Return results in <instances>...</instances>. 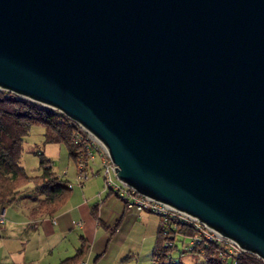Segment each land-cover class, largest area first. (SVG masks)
<instances>
[{
	"label": "water",
	"instance_id": "95a60500",
	"mask_svg": "<svg viewBox=\"0 0 264 264\" xmlns=\"http://www.w3.org/2000/svg\"><path fill=\"white\" fill-rule=\"evenodd\" d=\"M0 89L264 260V0H0Z\"/></svg>",
	"mask_w": 264,
	"mask_h": 264
},
{
	"label": "crops",
	"instance_id": "0c3cea01",
	"mask_svg": "<svg viewBox=\"0 0 264 264\" xmlns=\"http://www.w3.org/2000/svg\"><path fill=\"white\" fill-rule=\"evenodd\" d=\"M104 192L101 199L99 181H88L52 216L32 217L34 204L26 200L0 208L6 216L0 226V264H59L84 244L88 251L81 262L136 264L133 258L143 256L149 241L156 245L159 220L149 212L129 213L122 199Z\"/></svg>",
	"mask_w": 264,
	"mask_h": 264
},
{
	"label": "trees",
	"instance_id": "16d2710c",
	"mask_svg": "<svg viewBox=\"0 0 264 264\" xmlns=\"http://www.w3.org/2000/svg\"><path fill=\"white\" fill-rule=\"evenodd\" d=\"M41 124L45 127L46 143H64L74 159L80 152V145L74 142V136L83 133L78 125L60 111L41 103L21 97L11 91L0 89V208L16 201L26 200L34 205L30 207L32 217L52 216L68 200L73 188L68 179L59 176L51 165V159L41 155V174L31 176L20 163L24 152V142L32 126ZM83 147V146H82ZM34 182V193L27 191V185ZM159 226L158 238L153 250L157 264H185L175 260L171 251L177 248L166 246L167 237ZM184 236L194 235V229L179 227ZM204 259L197 264H264L257 255L242 253L230 259L220 257L221 245L218 243L202 244ZM88 247L84 244L77 252L62 260L59 264H80ZM154 262V263H155Z\"/></svg>",
	"mask_w": 264,
	"mask_h": 264
},
{
	"label": "built area",
	"instance_id": "2783aa9c",
	"mask_svg": "<svg viewBox=\"0 0 264 264\" xmlns=\"http://www.w3.org/2000/svg\"><path fill=\"white\" fill-rule=\"evenodd\" d=\"M74 123L78 125L80 131L83 133L82 136L76 135L73 139L76 144L81 146L76 161L78 165V180L82 186H84L85 181L90 176L92 163L96 161L97 155H99L101 166L93 174H100V172H103L109 191L116 194L124 201L129 213L137 216L141 215L143 212L157 215L159 217V224L163 229L162 233L167 237L166 246L171 247L174 245L177 239L176 235L179 233L178 228L185 226L193 228L195 232L194 235L190 236L192 240L186 250L193 255L201 257V259H204V249L201 248V245H209L210 243H218L221 245L220 257L227 260L242 253H251L242 248L236 240L222 235L219 231L202 222L199 218L179 210L171 204L143 195L120 179L115 181L113 175L117 176L115 169L117 166L111 158L108 147L82 124L76 121H74ZM69 186L71 188L74 187L71 183ZM5 222V210H1L0 226L4 225ZM201 259L199 261H201ZM80 264L87 263L83 261ZM154 264L157 263L155 262Z\"/></svg>",
	"mask_w": 264,
	"mask_h": 264
},
{
	"label": "rangeland",
	"instance_id": "374dc122",
	"mask_svg": "<svg viewBox=\"0 0 264 264\" xmlns=\"http://www.w3.org/2000/svg\"><path fill=\"white\" fill-rule=\"evenodd\" d=\"M45 127L41 124H35L32 126L30 134L26 137L24 142V152L21 157V165L26 168L27 172L31 176H39L41 174V155L44 153L45 156L51 159V165L53 170L65 179H68L71 184L74 186V193L82 191L84 186H82L78 180V165L77 161L69 153V150L64 143H46L44 137ZM101 166L100 156L97 155L96 161L92 163L90 169V176L85 181V184L88 181L94 179L99 181L101 189L103 191V196L101 199H104V191H109V188L106 185V179L103 172L100 174H93ZM113 179L118 181L116 175H113ZM84 184V185H85ZM34 182H30L27 185V191L29 193H34L35 190ZM107 193V192H106ZM155 215V214H154ZM159 220V217L155 215ZM138 233H135V235ZM176 243L177 248H174L170 253L175 260H182L185 264H197L201 257L191 254L187 251V246L191 243L190 236H184V233L180 232L177 235ZM150 244V241L147 243V247L143 250V256L138 258L137 256L134 259L136 264H154L155 262L153 254V245ZM202 260V259H201Z\"/></svg>",
	"mask_w": 264,
	"mask_h": 264
}]
</instances>
